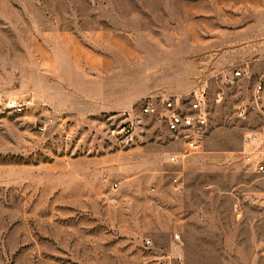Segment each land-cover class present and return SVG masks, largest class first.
Returning <instances> with one entry per match:
<instances>
[{"label": "rangeland", "instance_id": "rangeland-1", "mask_svg": "<svg viewBox=\"0 0 264 264\" xmlns=\"http://www.w3.org/2000/svg\"><path fill=\"white\" fill-rule=\"evenodd\" d=\"M203 91L198 152L142 113ZM263 125L264 0H0V264H264Z\"/></svg>", "mask_w": 264, "mask_h": 264}, {"label": "built area", "instance_id": "built-area-1", "mask_svg": "<svg viewBox=\"0 0 264 264\" xmlns=\"http://www.w3.org/2000/svg\"><path fill=\"white\" fill-rule=\"evenodd\" d=\"M246 70L242 68H237L232 75L234 78H243L247 76L245 73ZM261 90L262 86L259 83L254 91V99L251 105V110L257 111L263 114V109L261 106ZM205 92L195 94L194 97L188 101L187 107H184L181 99L167 98L163 99L160 102V108L162 109L159 112V105L156 99H149L142 105V113L145 115H160L161 119L166 123V129L169 133L176 136L183 137V143L187 151L191 153L198 152L202 147L201 135L208 123V117L205 110ZM19 104H11L10 108L18 109ZM249 107L245 105H239L235 109V114L240 119H245ZM262 133L264 134V125L262 126ZM113 137L116 136V139L123 146H130L134 143V135L132 133V127L128 125L122 126L119 130L111 131ZM257 140V137L253 134L245 137V142L247 145H251ZM177 156L171 155L169 157V162L176 163ZM248 163H250L257 174L264 176V151H261L257 154L256 157H248ZM172 186L178 187L179 182L178 178L172 180ZM118 188L117 184L112 186V189ZM179 237L176 235L175 237ZM147 247L152 246L150 240L145 241Z\"/></svg>", "mask_w": 264, "mask_h": 264}]
</instances>
